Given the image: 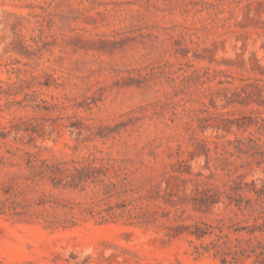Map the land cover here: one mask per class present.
I'll list each match as a JSON object with an SVG mask.
<instances>
[{
	"label": "rangeland",
	"instance_id": "1",
	"mask_svg": "<svg viewBox=\"0 0 264 264\" xmlns=\"http://www.w3.org/2000/svg\"><path fill=\"white\" fill-rule=\"evenodd\" d=\"M3 141L97 169L25 196L74 226L0 212V264H264V0H0V183L29 175Z\"/></svg>",
	"mask_w": 264,
	"mask_h": 264
},
{
	"label": "trees",
	"instance_id": "2",
	"mask_svg": "<svg viewBox=\"0 0 264 264\" xmlns=\"http://www.w3.org/2000/svg\"><path fill=\"white\" fill-rule=\"evenodd\" d=\"M5 145L9 146L8 151L12 154H17L15 151L20 152V161L13 164H18L21 167H25L29 171V175L22 176L16 175L11 176L7 181L0 183V191H3L5 198L0 200V212L1 214H10L17 216L18 218L26 222H37L41 223L45 228L52 227H68L78 224L77 219L74 217H65L61 215L59 211H63L65 207L70 203L67 199L59 197L52 193L51 191L41 193L33 199L25 197L30 191L36 190V188L42 182H48L53 187H59L64 180L65 170L69 171L67 177L75 178L85 176L84 174H89L92 171H95L97 168L93 165L95 162L94 158H83L82 160H73V167L69 168V163L58 162L52 163L47 159L41 158L37 153L25 150L19 146H14L7 141H3ZM13 148V149H12ZM68 167V168H67ZM90 177V175H87ZM105 190L107 193L111 192L112 187L115 186V183L112 182H103ZM111 194V193H110ZM81 205V204H80ZM124 206V205H123ZM128 209H122L119 213L114 211L110 218L107 219V215H104L102 211L95 210L91 202H87L83 212L95 217L96 215L102 218V222L113 220L116 216H123ZM66 214V211H63ZM110 214V213H108ZM208 228L213 227L212 225L205 223ZM199 239L209 234L208 231H205L201 225H198L194 231H192ZM217 238L209 242L208 244H201L196 247V251L199 255L202 253L200 248H203L206 251L211 249H216L219 246V242L227 237L222 231L217 233ZM242 239H237L233 247H229L232 253V262L223 257L222 261L224 263H238L243 256L246 255V249L242 245ZM252 252L256 254H262L264 251L256 252L255 248H252Z\"/></svg>",
	"mask_w": 264,
	"mask_h": 264
}]
</instances>
